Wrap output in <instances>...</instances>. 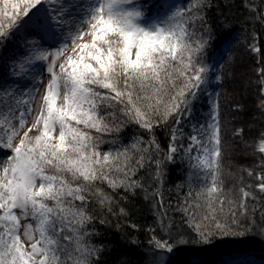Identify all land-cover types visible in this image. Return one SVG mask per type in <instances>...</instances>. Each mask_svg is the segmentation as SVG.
Segmentation results:
<instances>
[{"label":"snow or ice","instance_id":"6c2138e0","mask_svg":"<svg viewBox=\"0 0 264 264\" xmlns=\"http://www.w3.org/2000/svg\"><path fill=\"white\" fill-rule=\"evenodd\" d=\"M206 6L205 0L182 7L171 0H0V264H93L98 249L89 241V205L111 211L100 185L143 190L140 173L149 170L159 181L157 128L169 135L163 159L175 162L181 154L200 180L195 195L208 210L195 225L200 235H207L204 222L228 230L216 217L225 203L219 101L211 98L203 118L194 111L212 71ZM38 62L41 71L32 75ZM29 75L33 82L23 87ZM127 125L149 138L103 139ZM255 147L264 155V133ZM256 179L264 192V174ZM240 191L242 200L252 196ZM185 204L186 211L200 207ZM155 246L171 250L166 240Z\"/></svg>","mask_w":264,"mask_h":264},{"label":"trees","instance_id":"16d2710c","mask_svg":"<svg viewBox=\"0 0 264 264\" xmlns=\"http://www.w3.org/2000/svg\"><path fill=\"white\" fill-rule=\"evenodd\" d=\"M206 5L204 24L212 33L207 50L211 59H206V63L212 68L219 56L223 67L214 95L220 105L221 135L224 136L222 161L233 158L236 168L241 171L240 181L247 182L248 191L256 195L255 199L247 198L246 206L253 210L250 220L253 219L254 225L250 224L249 229H243L239 235L226 237L223 241L211 239L208 245H204L197 236L196 227L178 208L179 196L174 186L181 182L180 175L185 169L181 173L175 164L163 159L168 151L169 135L165 129L157 128L155 137L160 145L158 156L163 169L159 181L153 179L149 170L147 176L140 173L144 179L143 190L113 191L105 184L100 185L112 200L111 211L95 201L89 205L93 217L88 225L91 228L89 241L98 249L92 258L93 264H155L158 254L166 258L164 264H229L231 259L239 258L250 264H264V192L256 186L259 182L256 176L264 174V155L255 147L260 134L264 133V94L261 92L264 74L260 73V69H264V0H208ZM254 47L259 51L255 52ZM232 53L235 63L228 67L227 74L225 66ZM225 72L230 86L239 81V87L232 90L233 94L232 91L226 93L231 87L225 89ZM225 90L226 100L223 98ZM227 97L231 101L226 107L230 100ZM225 107L227 110L224 111ZM239 127L244 131L233 139V133ZM139 134L149 138L141 129ZM132 137L127 138L130 141ZM249 172L253 175H248ZM195 180L193 186L200 189L199 178ZM120 209L124 212L121 213ZM156 240L168 241L171 250L157 249ZM145 253L149 254L147 259Z\"/></svg>","mask_w":264,"mask_h":264},{"label":"rangeland","instance_id":"374dc122","mask_svg":"<svg viewBox=\"0 0 264 264\" xmlns=\"http://www.w3.org/2000/svg\"><path fill=\"white\" fill-rule=\"evenodd\" d=\"M171 2L175 3V5L177 7H182L188 3V0H171ZM206 2H208V0H205V3ZM202 15H203V13H202ZM204 19H205V17H204ZM229 47L230 46H227L226 48L229 49ZM220 58L221 57L217 56V58L215 59V62H213V64H212L213 67H212V71L210 73L209 83L204 86L205 92L203 95H201L200 99L196 103L194 111L199 115L200 118H203L204 116L207 115V113L209 111L208 105L211 103V98L214 97L216 88L220 84L221 74L223 71V67H222ZM233 63H235V56L232 53L227 58V62H226V66H225L226 72L228 70V67L231 66ZM40 71H41V63L38 62L32 68V75H35L36 73H39ZM226 72L224 73V78H223V80L225 79L224 83L226 84L225 89L229 88V87H231V89L228 92H226V90L223 92V98L225 100H226L225 92L229 93L232 90L235 91V87H239V81L233 82L232 86L229 85V81H228L229 79L227 78ZM227 74H228V72H227ZM32 75L27 76L25 79H23L21 81V84L23 87H30L31 86V82H33L32 81ZM215 76H219L220 79L219 80L215 79ZM222 89H221V91H223ZM232 94H233V91H232ZM261 96H262V94L259 95V98ZM227 99H230V98L227 97ZM230 101H231V99L226 102V107H227V104L230 103ZM226 107H225L224 111L227 110ZM224 114H225V112H224ZM122 129L124 131L121 130L119 133H116L115 135H113V134L112 135H105L103 137V139L104 140H112V139L120 140L119 137L121 136L122 140H120V141L124 144H127V143H129V140L127 137L134 136V133L131 130H134L137 133H139V130H140L134 125H127V126H124ZM125 131H126V133L131 132L132 134L130 136H128V134L125 135L123 133ZM185 131H187V126L185 127ZM141 133H142V131H141ZM110 136H114V137H110ZM223 137L224 136H222V141H223ZM235 137H236V133L234 132L232 138L234 139ZM144 139H148V138H144ZM108 147H109L108 144H106V145L101 144L102 150H107ZM159 147H160V145H159ZM231 153L233 154L234 152L231 151ZM229 156L231 157V155H229ZM231 159L232 160L228 161V160H226V158H224V160L221 162V167H222L221 180H222V187L224 190L223 191V197L225 199V203H224L222 209L218 208V210L216 212L217 219L220 220L221 223L227 224L228 230L227 231L217 230L214 227L213 223L204 222L208 226L207 227L202 226L201 230L204 231L205 233H207L206 236H201L200 232L195 228L197 236L199 237V239H201V241L204 243V245H208L211 242V239L223 241V240H225L226 237H230L232 235H239V234H241V231L243 229L248 230L250 227V224H252V226L254 225L253 219L250 220V218H251L250 212L253 211L252 208H251V210L246 208L247 209L246 213L241 208L242 203L244 204L245 207L247 206L248 200L245 202V200L241 199L242 194H241L240 190L244 189V190L248 191L249 185L247 182L245 183L243 181H240V179L242 180V178H240V173H241L240 168H236L235 160L233 158H231ZM170 163L175 164L177 166V170L180 171L181 173H182V170L185 169L184 174L180 175L181 182H179V184L176 183L174 187H175L176 193L179 196L178 201H177V204H179L178 208H180L179 210L181 212H183V215L187 219H189V223L193 224V226H195L197 223L202 222L203 216L205 214H207V211H208L206 206L204 205L203 199L197 198L195 195L196 192L200 191V189L193 186L194 182H196L195 178H198V177L196 176V174L194 172H192L188 169V166L186 164L183 163V161L181 160V154L178 153L176 161L170 162ZM180 163L185 168H183L180 165ZM189 192H192L193 195L188 196ZM252 196L255 197L256 195H252ZM252 196H250L248 199H253ZM185 201H188L189 204H193V205L199 204L200 207L189 208L186 211L185 210L186 209ZM249 215H250V217H249ZM247 224H249V225H247ZM88 231L89 232L91 231L90 226H88ZM156 257H157L156 258L157 261H159L158 263H161V264L167 263L166 258H163V256L158 254ZM157 261L155 262V264H158ZM229 264H250V263L248 261H245L243 259L241 260L239 258V259H231Z\"/></svg>","mask_w":264,"mask_h":264}]
</instances>
